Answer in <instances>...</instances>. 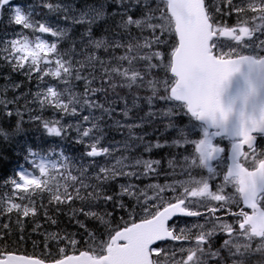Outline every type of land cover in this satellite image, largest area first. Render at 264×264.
<instances>
[{
  "label": "snow or ice",
  "instance_id": "6c2138e0",
  "mask_svg": "<svg viewBox=\"0 0 264 264\" xmlns=\"http://www.w3.org/2000/svg\"><path fill=\"white\" fill-rule=\"evenodd\" d=\"M64 18L86 27L16 6L0 46V145L31 127L83 147L77 164L25 143L11 175L0 147V264H264V0H97ZM153 125L163 140L137 131ZM108 129L123 138L105 145ZM61 212L76 232L40 231ZM28 223L39 255L12 246Z\"/></svg>",
  "mask_w": 264,
  "mask_h": 264
},
{
  "label": "trees",
  "instance_id": "16d2710c",
  "mask_svg": "<svg viewBox=\"0 0 264 264\" xmlns=\"http://www.w3.org/2000/svg\"><path fill=\"white\" fill-rule=\"evenodd\" d=\"M44 0H30V2L28 1H22L23 7H25L26 11L29 12L31 11L32 13V17L35 20H39L41 18L44 17H50L53 16L52 13L53 12H49L46 8H44L43 5ZM51 2L53 4H58V2H65L73 7H76L78 9H82L84 8L85 3L88 4H92V3H96L97 0H51ZM112 6H109V10H111ZM56 14V13H55ZM12 14L6 16L5 18L3 17L0 20V46L3 45V40H6V38L4 39L5 35L7 36L8 39L9 36L11 37V32L14 30V27L10 26V21L12 18ZM234 18V17H232ZM235 21H232V19H229L228 24H233ZM103 24V22H102ZM102 24L101 26H98L96 28L93 29V33L96 36L101 35V29H102ZM86 27V25H82V24H76V23H72V24H68L67 25V32L69 33V36L72 38H76L79 36V34L83 31V29ZM59 47L61 48H67L68 47V42L67 40L63 43H61L59 45ZM9 70L7 68H0V81L1 84L4 83L3 80V76L5 75L6 72H8ZM12 78L14 81L16 82H23L24 87L21 89V91L27 90L29 88H33L35 81H33L32 83H28L27 80L25 79V77L23 75L17 74V73H12ZM83 87H82V83L79 84V86L77 87V91H82ZM129 99H131V97H129ZM120 107H122V105H120ZM84 114H87V112H85ZM99 114V113H97ZM46 117H52L54 115V113L52 112V110H48L47 112H45L44 114ZM58 115V114H56ZM135 114H133L134 116ZM27 118V117H26ZM70 119H72V117H65V122L70 121ZM110 123V121H109ZM159 128L158 131H154V129ZM108 131V135L106 136L105 140H104V144L105 145H109L111 141L114 140H121L123 137L120 135H117L116 133L112 132L110 129L107 130ZM139 131H143V132H147L149 133V135L146 137V140H153L155 141L156 139H161L163 140L165 137L160 135V132L163 131L162 127H159L158 125H153V126H149V127H145L142 130H137ZM126 135V133H125ZM72 136H75V133L72 132L71 135L68 137L67 140L61 142L55 138H49L47 137L45 134H43L38 128H31L29 127L28 130L26 131L25 135L22 137H18L17 141L18 143H14L12 145H0V147H3L5 153L8 156V160L6 161V165H7V169H8V174L11 175L12 170L14 168H16L18 166V164L20 163H24V161L20 158V147L22 145H24L25 143H29L31 144L33 147L38 148V149H48L50 147H55L57 149V153L59 152V150L63 149L68 155H70L71 157L74 158V160H76L77 164L80 163L79 157L81 156L82 152H83V147L78 146L76 144L72 143ZM141 150H137V152H140ZM168 151V149H161L159 151L154 152L152 155L159 158V157H163L166 152ZM120 155V153H118ZM136 153H133V155H135ZM2 167V166H0ZM75 174V173H73ZM6 179V176L4 175L3 172H0V184H2L3 180ZM62 179V178H61ZM71 191V189H69ZM3 189L0 188V195L3 194ZM48 194L45 193L44 197H43V203L48 207L51 208L52 206L48 204ZM77 206H79V202H76ZM43 211V210H41ZM83 217L81 216V219ZM58 219V224L57 225H50L49 223L46 222V219L43 217V215L38 214L37 220L38 222L42 225L41 228V232H43L44 230H48V231H57L60 229H67L69 232H76L77 231V226L73 223L69 222V216L66 215L65 213L61 212L58 214L57 216ZM4 222H7V218H0V226H2V224ZM32 227L33 225L31 223L26 224L25 227V232H26V239L23 242H16V237H17V233H14L12 236V246L13 247H19L20 252L23 253H27L28 255H33L34 252L35 254L39 255L41 252V248L38 246L35 250L33 248V239L37 240L38 242L41 241L43 239L42 236L37 235L36 233L32 232Z\"/></svg>",
  "mask_w": 264,
  "mask_h": 264
},
{
  "label": "rangeland",
  "instance_id": "374dc122",
  "mask_svg": "<svg viewBox=\"0 0 264 264\" xmlns=\"http://www.w3.org/2000/svg\"><path fill=\"white\" fill-rule=\"evenodd\" d=\"M22 1L30 2V0H11L10 5L3 10V17L5 18L6 16L11 15V14H12V16H14V8L16 6H21L23 11H25L27 13L25 7H23ZM57 5L61 6L60 11H55L52 13L53 16L44 17V18H41L37 21L46 22L53 27L67 31V25L72 23V22H70L69 19H65L64 17L67 16L70 19H75L76 17H78V15L82 11V9H78L76 7H73V6H71L65 2H60V3L58 2ZM229 19H232V21H235V18L230 17V18H227V23H228ZM11 33H12L11 37L9 36V38H13L18 34L17 30L15 28ZM29 35H30V33H29ZM5 38H6V40L8 39L6 35H5L4 39ZM43 38L48 39L49 41H52L54 39L51 36H44ZM4 41L5 40H3V42ZM0 84H1V81H0ZM33 90H34V87H33ZM75 119H78V117H72V119H70V121L75 120ZM118 153L119 152H117L116 154H118ZM56 158H58V156ZM164 180H165V178H162L160 180V182L162 183V182H164ZM153 182H155V181H153Z\"/></svg>",
  "mask_w": 264,
  "mask_h": 264
},
{
  "label": "water",
  "instance_id": "95a60500",
  "mask_svg": "<svg viewBox=\"0 0 264 264\" xmlns=\"http://www.w3.org/2000/svg\"><path fill=\"white\" fill-rule=\"evenodd\" d=\"M237 86H238V85L234 84V85H233V88H236Z\"/></svg>",
  "mask_w": 264,
  "mask_h": 264
},
{
  "label": "flooded vegetation",
  "instance_id": "af4514ba",
  "mask_svg": "<svg viewBox=\"0 0 264 264\" xmlns=\"http://www.w3.org/2000/svg\"><path fill=\"white\" fill-rule=\"evenodd\" d=\"M207 175V174H206Z\"/></svg>",
  "mask_w": 264,
  "mask_h": 264
}]
</instances>
